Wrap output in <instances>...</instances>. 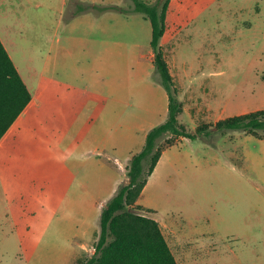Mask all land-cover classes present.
I'll return each instance as SVG.
<instances>
[{
    "label": "rangeland",
    "instance_id": "obj_1",
    "mask_svg": "<svg viewBox=\"0 0 264 264\" xmlns=\"http://www.w3.org/2000/svg\"><path fill=\"white\" fill-rule=\"evenodd\" d=\"M110 4L120 8L102 9ZM132 8L130 0H0V27L40 100L0 141V264H82L93 255L101 208L128 181L121 166L165 119L150 21ZM160 44L187 131L264 108V0H169ZM161 144L134 209L181 227L193 240L186 264H198L207 217L242 239L211 240L236 251L205 264H264V138L232 129Z\"/></svg>",
    "mask_w": 264,
    "mask_h": 264
},
{
    "label": "trees",
    "instance_id": "obj_2",
    "mask_svg": "<svg viewBox=\"0 0 264 264\" xmlns=\"http://www.w3.org/2000/svg\"><path fill=\"white\" fill-rule=\"evenodd\" d=\"M133 11L142 13L151 25L150 46L157 81L167 95V113L163 121L151 126L142 147L132 154L127 164L128 181L119 184L103 204L99 215V233L95 252L82 264H178L158 221L134 209L136 200L158 162L164 145L163 136L194 138L212 131L243 130L264 138V108L233 114L212 125L203 123L193 132L178 121L182 101L163 55L160 40L166 32L169 0H130ZM86 7H95L87 4ZM81 10L85 8L80 5ZM104 8L119 9L115 4ZM31 92L0 40V138L31 99ZM172 143L170 139L167 141Z\"/></svg>",
    "mask_w": 264,
    "mask_h": 264
},
{
    "label": "crops",
    "instance_id": "obj_3",
    "mask_svg": "<svg viewBox=\"0 0 264 264\" xmlns=\"http://www.w3.org/2000/svg\"><path fill=\"white\" fill-rule=\"evenodd\" d=\"M0 40L3 44V46L5 47L8 55L10 56V58L12 59L13 63L15 64L19 74L21 75L23 81L26 83L27 87L28 84L23 76V74L21 73V70L18 66V61L16 60L15 54H14V49L11 43L8 42L7 39V35L6 32L3 31V29L0 27ZM152 51V50H151ZM153 55V54H152ZM164 55V54H163ZM153 64V63H152ZM29 89V87H28ZM31 92V91H30ZM31 99L28 102V104L25 106V108L22 110V112L17 116V118L14 120V122L10 125V127L6 130V134L9 133V131L12 129L13 125L16 124L17 119L20 118L23 114L25 115L29 109L30 106H35L38 105L40 102L39 99H37L36 97V93H32L31 92ZM151 127V126H150ZM149 127V128H150ZM147 128L145 130V132L142 134L143 138H142V145L144 143V138H145V134L147 132V130L149 129ZM221 132V131H219ZM4 133L3 136H5L6 134ZM3 136L0 138H3ZM141 145V147H142ZM135 151L137 150H131L130 153H135ZM164 151V150H163ZM162 154L158 160V162L156 163L154 170L156 169L158 163L160 162L161 158H162ZM131 157H129L127 159L130 160ZM122 171L126 170L127 164H123L122 166ZM149 181V178L145 184V186L147 185ZM144 186V187H145ZM159 223L160 229L177 261L178 264H186L184 259L186 258L185 256H191V253H188L187 251L191 249L192 247V239H185V233H183L181 227H174L173 225H171L170 223H165V222H160L158 219H156ZM209 228L205 230L206 233L202 234V238L199 239L198 241L196 240V261L198 264H205L206 259H208L209 257H224L226 255L232 254L234 255L235 253V249L231 248L229 246V244L227 245V248H221L220 245H218L215 242H211V240H229L231 239V237L233 238H238V239H242L241 236H237L235 232H229V231H222L221 229H219V227L217 226V221L216 220H211L210 218L207 217ZM226 228V227H225ZM259 240V239H258ZM187 259V258H186ZM222 263H225L224 260H221Z\"/></svg>",
    "mask_w": 264,
    "mask_h": 264
}]
</instances>
